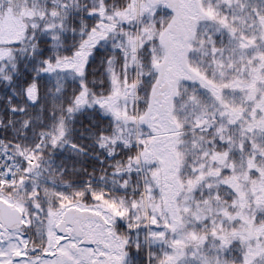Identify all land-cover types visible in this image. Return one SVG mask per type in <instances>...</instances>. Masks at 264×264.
I'll return each instance as SVG.
<instances>
[{
    "label": "snow or ice",
    "instance_id": "6c2138e0",
    "mask_svg": "<svg viewBox=\"0 0 264 264\" xmlns=\"http://www.w3.org/2000/svg\"><path fill=\"white\" fill-rule=\"evenodd\" d=\"M0 264H264V0H0Z\"/></svg>",
    "mask_w": 264,
    "mask_h": 264
}]
</instances>
